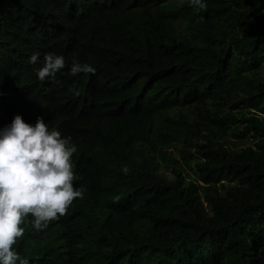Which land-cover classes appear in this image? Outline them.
Wrapping results in <instances>:
<instances>
[{
	"label": "trees",
	"instance_id": "1",
	"mask_svg": "<svg viewBox=\"0 0 264 264\" xmlns=\"http://www.w3.org/2000/svg\"><path fill=\"white\" fill-rule=\"evenodd\" d=\"M47 53L65 67L40 81ZM15 114L77 145L85 190L27 217L29 264H264V0H0V128Z\"/></svg>",
	"mask_w": 264,
	"mask_h": 264
},
{
	"label": "clouds",
	"instance_id": "2",
	"mask_svg": "<svg viewBox=\"0 0 264 264\" xmlns=\"http://www.w3.org/2000/svg\"><path fill=\"white\" fill-rule=\"evenodd\" d=\"M188 3L197 10L207 8V0ZM30 60L35 63L37 56ZM64 67L63 55L47 53L43 66L36 70L37 79H54ZM69 71L76 76L95 69L74 61ZM77 150L69 137L50 129L42 116L30 124L15 114L0 128V264H29V259L14 247L24 235L23 225L29 215L32 227L41 229L63 216L74 199L83 198V186H73L78 177L72 157Z\"/></svg>",
	"mask_w": 264,
	"mask_h": 264
}]
</instances>
